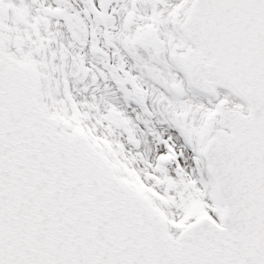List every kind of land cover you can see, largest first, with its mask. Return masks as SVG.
<instances>
[{
  "label": "snow or ice",
  "instance_id": "snow-or-ice-1",
  "mask_svg": "<svg viewBox=\"0 0 264 264\" xmlns=\"http://www.w3.org/2000/svg\"><path fill=\"white\" fill-rule=\"evenodd\" d=\"M0 264H264V0H0Z\"/></svg>",
  "mask_w": 264,
  "mask_h": 264
}]
</instances>
